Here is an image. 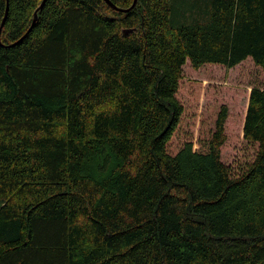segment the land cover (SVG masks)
I'll list each match as a JSON object with an SVG mask.
<instances>
[{
  "label": "trees",
  "instance_id": "16d2710c",
  "mask_svg": "<svg viewBox=\"0 0 264 264\" xmlns=\"http://www.w3.org/2000/svg\"><path fill=\"white\" fill-rule=\"evenodd\" d=\"M3 22L0 264H264V86L201 103L184 75H264V0H0Z\"/></svg>",
  "mask_w": 264,
  "mask_h": 264
},
{
  "label": "rangeland",
  "instance_id": "374dc122",
  "mask_svg": "<svg viewBox=\"0 0 264 264\" xmlns=\"http://www.w3.org/2000/svg\"><path fill=\"white\" fill-rule=\"evenodd\" d=\"M184 75L190 79H197L203 82L201 103L227 102L233 105L232 100L235 92L245 100L249 88L254 84L262 83L264 86V75L250 62L236 70H228L221 66H205L199 71H193L190 63L184 68ZM240 107H233L232 113L235 117L239 114ZM230 126H233L230 124ZM227 148L236 150L238 147L229 145Z\"/></svg>",
  "mask_w": 264,
  "mask_h": 264
},
{
  "label": "water",
  "instance_id": "95a60500",
  "mask_svg": "<svg viewBox=\"0 0 264 264\" xmlns=\"http://www.w3.org/2000/svg\"><path fill=\"white\" fill-rule=\"evenodd\" d=\"M113 9H115L116 11H119V12H128V11H131L136 5H137V3H138V0H134V3H133V5L130 7V8H128V9H121V8H118L117 6H115V5H113L109 0H105ZM43 5V4H42ZM42 5H41V7H42ZM40 7V8H41ZM38 12V11H37ZM37 12L35 13V15L37 16ZM35 22V21H34ZM3 25H4V22H3V24H2V26H1V29H0V33H1V30H2V28H3Z\"/></svg>",
  "mask_w": 264,
  "mask_h": 264
}]
</instances>
